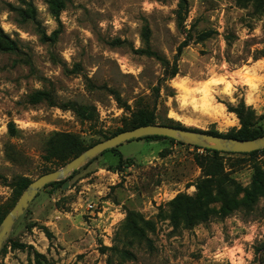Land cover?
Masks as SVG:
<instances>
[{
	"label": "rangeland",
	"instance_id": "obj_1",
	"mask_svg": "<svg viewBox=\"0 0 264 264\" xmlns=\"http://www.w3.org/2000/svg\"><path fill=\"white\" fill-rule=\"evenodd\" d=\"M48 1L0 0V29L13 43L12 50H0V210L10 205L17 177L32 181L64 165L42 160L54 132L93 145L145 108L154 109L160 123L225 135L240 128L227 112L240 100L263 118L264 129V58L252 59L264 50V0L260 9L254 0H187L185 31L215 34L184 48L178 73L168 81L165 66L144 52L142 36L147 28L149 50L172 64L184 39L176 1L62 0L58 18ZM24 3L35 8L34 21L13 10L26 9ZM57 30L56 40H40V32L50 37ZM179 86L185 88L183 101ZM36 90L60 102L91 105L97 119L82 122L46 102L32 105L28 99ZM205 104L219 115L210 116ZM116 151L42 188L13 224L0 264H264V188L255 202H243L255 169L264 179V152L219 155L229 194L208 209L238 210L188 228L174 226L170 213L177 198L195 197L206 179L194 162L206 153L149 139L122 143Z\"/></svg>",
	"mask_w": 264,
	"mask_h": 264
},
{
	"label": "trees",
	"instance_id": "obj_2",
	"mask_svg": "<svg viewBox=\"0 0 264 264\" xmlns=\"http://www.w3.org/2000/svg\"><path fill=\"white\" fill-rule=\"evenodd\" d=\"M174 1L177 2L176 4L177 9L175 11L177 27L179 30L182 31V34H184V39L176 49V57L173 60L172 64L169 65V63L165 59L160 57L157 53L149 50L148 48L149 30L147 28L144 29L143 31L144 33L142 36L144 45L146 46L144 52L148 56L157 59L163 66H165V69L167 70V76L164 81L172 80L177 75L178 71H177L176 62L178 58L181 56L184 48H186L191 42L192 43L204 42L210 39L215 34V31L213 30H206L199 33H195V35L192 36L190 34V29L185 31L184 23L186 22L187 14H188L187 0H174ZM236 1L239 2L240 4L243 2V0H236ZM24 4L27 5L26 9H21V8L14 9L13 7L11 8H13V10H15L18 13V15L22 18V20L34 21L36 16L35 8L30 3L28 4L24 3ZM262 4H263L262 0L253 1V5L255 6L256 9H260L262 7ZM48 7L51 15L54 18H58L59 13L63 8V2L62 0H49ZM58 33L59 31L57 30L53 32L50 37H48L46 36L45 33L40 32L39 33L40 40L42 42L56 40ZM227 45L230 46L229 41H227ZM11 47H13V43L9 41V39L2 33L0 29V50L10 51L12 50ZM259 58H264V50L256 51V55L252 57L254 61ZM159 92L160 91L157 88L155 90L156 98H159ZM169 97H173V95H169ZM28 101L32 105L38 104L40 102H46L51 107H59L62 110L70 111L77 119H79L82 122L93 123L97 119V113L95 107L91 105L79 104L74 101L60 102L49 91L36 90L29 96ZM227 112L232 113L236 116L240 128L237 130H232L225 135L220 134L214 130L199 131L196 129H187L185 127H181L177 123H173V121H171V123L169 124L160 123L157 120L154 109L148 110L142 108L136 111L135 113H133L131 120L127 124L123 125L122 128L117 129L112 134V136L127 130H132L137 127L155 125V124L205 133L217 137L238 139V140H251L264 135L263 124L261 123V120L263 118L262 117L256 118L255 112L252 109V107L247 106L243 100H240L236 106L228 105ZM8 131L10 134H14L15 128L13 123L8 124ZM104 139H108V137H104ZM141 139L169 140L172 142H176L172 139L159 137V136H147L137 140H141ZM93 145L84 146L82 140L74 134L54 132L49 136V138L45 143V150H44V155L42 156V160L45 164L60 166L62 164H65L67 161L73 159L74 157L78 156L83 151H85L86 149H88ZM117 147L108 149L102 152L100 155H103L106 152H114L116 151ZM195 148L201 149L198 147ZM201 150H203L206 153V155L204 156L196 155L194 157V162L197 165V167L201 169L206 179H204L199 185H197V193L195 197L193 198L179 197L175 200V203L177 204V208L171 209V213H170V220L174 226L183 224L184 226L191 228L193 226L208 222L209 217L211 216H217L219 219H222L230 215L233 211L238 210V209H208V206L212 203V200H214L215 198H226L228 197L229 194L226 187L222 185L223 182L226 181L223 179L224 177H223L222 163L217 160V157L222 154H230V155H235V154L217 152L210 149H201ZM259 152H264V149L260 151H254L251 153L238 154V155L253 157L257 155ZM117 153L118 152L116 151L115 154ZM75 172L76 171H74L73 173ZM214 177H218L216 181H212V178ZM262 177L263 175L261 174L260 169L258 168L255 169V176L253 177L251 186L248 189H244L243 191L244 204L255 202L256 198L260 194V190L264 188V179ZM30 182L31 180L26 177H17L13 181L12 184L13 198L10 205H8L3 210H0V223L5 217V215L9 212V209H11L14 206L17 198L22 194V192L25 190V188L28 186ZM63 182L64 181L52 182L47 184L44 188L52 185H58ZM212 183L215 184L216 186L215 193H213L214 191H213ZM108 264H112V263L108 261Z\"/></svg>",
	"mask_w": 264,
	"mask_h": 264
},
{
	"label": "water",
	"instance_id": "obj_3",
	"mask_svg": "<svg viewBox=\"0 0 264 264\" xmlns=\"http://www.w3.org/2000/svg\"><path fill=\"white\" fill-rule=\"evenodd\" d=\"M147 136L164 137L193 147L210 149L223 153L247 154L264 149V135L251 140H238L158 124L141 126L118 133L89 147L81 154L68 161L61 168L44 173L32 180L22 192L16 204L0 223V248L6 240L15 221L33 201L39 191L47 184L64 180L72 172L85 165L89 160L108 149Z\"/></svg>",
	"mask_w": 264,
	"mask_h": 264
},
{
	"label": "bare ground",
	"instance_id": "obj_4",
	"mask_svg": "<svg viewBox=\"0 0 264 264\" xmlns=\"http://www.w3.org/2000/svg\"><path fill=\"white\" fill-rule=\"evenodd\" d=\"M178 90H179V93H180V99H181V101H183L185 99V88L183 86H179ZM204 107H205V110H207V113L210 116H215L216 117V116L219 115L218 112H216L214 110V108L211 107L209 104H205Z\"/></svg>",
	"mask_w": 264,
	"mask_h": 264
},
{
	"label": "built area",
	"instance_id": "obj_5",
	"mask_svg": "<svg viewBox=\"0 0 264 264\" xmlns=\"http://www.w3.org/2000/svg\"><path fill=\"white\" fill-rule=\"evenodd\" d=\"M89 208H92V206H89Z\"/></svg>",
	"mask_w": 264,
	"mask_h": 264
}]
</instances>
